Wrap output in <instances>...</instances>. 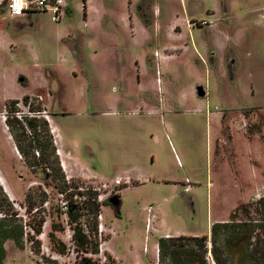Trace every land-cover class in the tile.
<instances>
[{"label":"rangeland","instance_id":"374dc122","mask_svg":"<svg viewBox=\"0 0 264 264\" xmlns=\"http://www.w3.org/2000/svg\"><path fill=\"white\" fill-rule=\"evenodd\" d=\"M86 1L65 0L73 14L54 23L50 12L11 17L0 0V176L11 203L0 220L18 214L10 221L17 229L43 221L39 235L25 227L21 247L5 243L3 264H120L109 241L124 264H171L162 248L155 257L160 236H206L241 204L261 219L264 0ZM187 20L213 24L189 29ZM28 103L47 111L58 133L43 119L39 129L4 120ZM126 174L120 214L109 203L102 210L107 262L85 256L99 254L97 234L70 255L65 230L79 223L60 210L67 181ZM177 243L170 250L195 246Z\"/></svg>","mask_w":264,"mask_h":264},{"label":"trees","instance_id":"16d2710c","mask_svg":"<svg viewBox=\"0 0 264 264\" xmlns=\"http://www.w3.org/2000/svg\"><path fill=\"white\" fill-rule=\"evenodd\" d=\"M43 161L45 163V160ZM254 205L256 211L262 215L261 219H249L250 208L253 206L241 204L231 214L229 221L212 225L209 236L160 239L158 246L163 249L164 253L167 252L171 264H207L205 260L209 251L214 264H264V198ZM6 207H11V203L0 185V211L7 213ZM90 209L94 213L98 211L97 206H91ZM67 214L72 225L79 223L81 214L73 205H70ZM17 215L13 213L11 220ZM240 215L248 219L237 220ZM7 217L5 214V218L0 220V264H3L6 259L4 245L8 240H13L18 247H21L23 236L29 234V232L26 233L25 227H29L36 235H39L43 226V221L39 222L38 226L25 222L17 229L12 226L11 220ZM95 227L94 224L92 231H96ZM74 237L78 247L90 242L78 227L75 228ZM181 239L192 241L196 247L183 245L170 250L171 245L179 246L177 242H180ZM219 240L221 246H218ZM208 243L211 246L210 249ZM85 249L87 248L85 247ZM82 264L93 263L90 259H85Z\"/></svg>","mask_w":264,"mask_h":264},{"label":"built area","instance_id":"2783aa9c","mask_svg":"<svg viewBox=\"0 0 264 264\" xmlns=\"http://www.w3.org/2000/svg\"><path fill=\"white\" fill-rule=\"evenodd\" d=\"M67 9L65 5V0H7L5 6V13L9 14L11 17L16 19L25 17L29 14L33 13H51V20L54 23L62 21V19L67 16ZM189 29L194 27H206L213 24L212 21L200 20V21H186ZM26 110H19L17 107H10L8 111L4 114V120L14 119L23 124L28 121H33L37 124V129L40 128L39 122L41 119L45 120L49 126L51 127V131L54 133V128L52 125V120L47 111H36L31 109V104H26ZM57 142L55 141V144ZM57 155L60 157L62 155V150L60 148L57 149ZM64 167V164H62ZM68 188L65 191L59 193V203L60 210L67 214L70 208V205H73L79 212H86L93 222H89V220L81 215L79 220V228L82 233L88 237L90 241L95 239L96 234L99 237V245L98 250L99 254L87 253L85 256L87 258L91 257H103V262H107V257L104 254V245L105 240L103 241V233L106 230V226L104 225V216H103V208L104 203H107L108 199L113 196H119L122 189L124 187H128L131 184V181L128 177L126 178H115L110 182H102L100 184H91V185H81L80 183L71 184L70 181H67ZM263 199L264 198V186H262L255 195V199ZM91 206H97V213H93L90 209ZM91 220V221H92ZM94 224L96 225L95 230L92 231ZM75 230L71 228V225L67 223V228L65 230V245H67V252L70 255H75ZM93 237V238H92ZM166 238H169L168 236ZM208 247L210 249V244L208 243ZM47 257H50L53 260L63 259L62 255L53 254L50 256L49 249L47 248ZM207 260H211L212 264H214L211 256V252L209 251L206 257ZM159 264V261L156 262Z\"/></svg>","mask_w":264,"mask_h":264},{"label":"crops","instance_id":"0c3cea01","mask_svg":"<svg viewBox=\"0 0 264 264\" xmlns=\"http://www.w3.org/2000/svg\"><path fill=\"white\" fill-rule=\"evenodd\" d=\"M86 3H87V5L90 3L88 0L86 1ZM72 10H70L69 11V13L67 14V16L68 17H70V16H72ZM0 42H2V41H0ZM79 44H80V41H79V37H71L70 38V40L68 41V45H69V47L71 46L72 48H74V49H77L78 48V46H79ZM7 46V45H6ZM57 131H58V129H57ZM58 133V132H57ZM59 136V135H58ZM66 156H68V157H71L70 155H69V153L68 154H66ZM64 168H66V165H64ZM76 173H74V175H75ZM77 175V174H76ZM127 176L126 177H130L129 176V174H126ZM222 222V221H221ZM169 237V238H177V237H181L178 233H176V234H174V235H171V234H166V235H164V236H160L159 237V240L160 239H166V237ZM107 251L113 256V258L114 259H116L120 264H124L123 263V261H122V259L120 258V256L118 255V253H117V251L115 250V248L113 247V246H111L110 245V241L107 243ZM156 248V250H155V257H156V255H157V257H158V255H159V246H158V244L155 246ZM127 264H130V261H128V263ZM136 264H142V262L141 261H139L138 263H136ZM151 264H153V263H151Z\"/></svg>","mask_w":264,"mask_h":264},{"label":"water","instance_id":"95a60500","mask_svg":"<svg viewBox=\"0 0 264 264\" xmlns=\"http://www.w3.org/2000/svg\"><path fill=\"white\" fill-rule=\"evenodd\" d=\"M5 12V10H4ZM206 90L203 87L197 88V96L201 99L206 97ZM107 203L110 204V206L113 208L114 212L119 215L120 214V208H121V199L120 196H113L108 199Z\"/></svg>","mask_w":264,"mask_h":264},{"label":"bare ground","instance_id":"6f19581e","mask_svg":"<svg viewBox=\"0 0 264 264\" xmlns=\"http://www.w3.org/2000/svg\"><path fill=\"white\" fill-rule=\"evenodd\" d=\"M0 183H1L2 187L4 188L5 192H7V188L5 186L7 184H6L5 180L1 176H0ZM7 194H8V192H7Z\"/></svg>","mask_w":264,"mask_h":264},{"label":"flooded vegetation","instance_id":"af4514ba","mask_svg":"<svg viewBox=\"0 0 264 264\" xmlns=\"http://www.w3.org/2000/svg\"><path fill=\"white\" fill-rule=\"evenodd\" d=\"M55 131L58 132V131H57V127L54 126V133H55Z\"/></svg>","mask_w":264,"mask_h":264}]
</instances>
